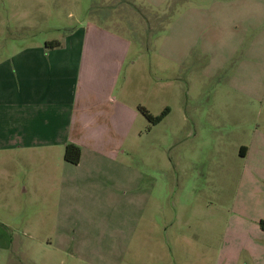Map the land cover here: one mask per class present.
Returning <instances> with one entry per match:
<instances>
[{
    "label": "rangeland",
    "instance_id": "1",
    "mask_svg": "<svg viewBox=\"0 0 264 264\" xmlns=\"http://www.w3.org/2000/svg\"><path fill=\"white\" fill-rule=\"evenodd\" d=\"M1 1L0 48L15 33L60 42L76 21L104 14L137 41L120 80L137 117L115 161L0 155V234L18 241L9 264H264V45L209 41L200 27L191 34L174 22L177 0H134L145 11L80 0L81 11L49 5L22 18ZM185 3L188 15L195 1ZM187 38L197 51L183 67L162 56ZM142 107L167 115L154 125ZM184 116L198 123L189 135Z\"/></svg>",
    "mask_w": 264,
    "mask_h": 264
},
{
    "label": "crops",
    "instance_id": "2",
    "mask_svg": "<svg viewBox=\"0 0 264 264\" xmlns=\"http://www.w3.org/2000/svg\"><path fill=\"white\" fill-rule=\"evenodd\" d=\"M129 1L144 10L134 0ZM186 1L177 0L174 22L190 28L191 34L200 27L212 34L209 41L233 46L246 42L264 45V0H193L195 6L188 8L191 12L188 15L182 11ZM1 2L4 13L14 12L21 18V14L49 12V5L54 10L61 5L64 9L73 6L75 11L79 5L78 11L82 10L80 0ZM115 4L116 0H105V4L97 7L116 9ZM166 15L169 16H165V26L171 14ZM112 18L104 14L100 19L76 21L77 27L56 49H47L43 41L34 38L25 41L17 33L2 38L6 41L0 48L1 156L16 152L39 159L58 153L61 161L68 163L64 158L66 146L74 144L81 150L80 161L75 166L84 167L86 162L99 165L117 159L121 141L131 134L137 117L125 86L120 85L125 63L137 41L113 31L124 28L126 22L121 18L113 20L112 27L106 23ZM26 26L32 30L36 27L34 23ZM24 27L23 23L17 26L19 30ZM177 41L172 49L174 53L169 55L165 50L162 56L184 66L185 60L197 51L194 47L197 39ZM259 54L264 60V47ZM136 63L131 65L134 67ZM183 122L193 127L188 135L196 131L198 123L194 117L184 116ZM241 154L248 157L249 150L243 146ZM10 238L0 234V264H9L14 257L12 245L18 241Z\"/></svg>",
    "mask_w": 264,
    "mask_h": 264
},
{
    "label": "trees",
    "instance_id": "3",
    "mask_svg": "<svg viewBox=\"0 0 264 264\" xmlns=\"http://www.w3.org/2000/svg\"><path fill=\"white\" fill-rule=\"evenodd\" d=\"M46 48L47 49H55L61 46V43L58 41H51L46 43ZM141 112L145 115V117L149 120L151 124H158L161 122L164 117L167 115V112H163L160 116H153L148 110L145 108H140ZM80 156H81V150L77 145L74 144H69L66 146L65 150V160L68 163L71 164H78L80 161Z\"/></svg>",
    "mask_w": 264,
    "mask_h": 264
}]
</instances>
